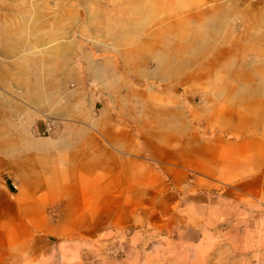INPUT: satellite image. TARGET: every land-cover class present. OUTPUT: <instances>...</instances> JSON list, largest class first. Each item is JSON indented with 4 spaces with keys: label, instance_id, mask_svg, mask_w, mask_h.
Returning <instances> with one entry per match:
<instances>
[{
    "label": "rangeland",
    "instance_id": "obj_1",
    "mask_svg": "<svg viewBox=\"0 0 264 264\" xmlns=\"http://www.w3.org/2000/svg\"><path fill=\"white\" fill-rule=\"evenodd\" d=\"M18 81L40 135L85 86L134 141L109 148L101 195L36 228L1 166L0 264H264V0H0V124H18ZM230 113L262 117L232 130Z\"/></svg>",
    "mask_w": 264,
    "mask_h": 264
},
{
    "label": "crops",
    "instance_id": "obj_2",
    "mask_svg": "<svg viewBox=\"0 0 264 264\" xmlns=\"http://www.w3.org/2000/svg\"><path fill=\"white\" fill-rule=\"evenodd\" d=\"M68 72L76 77L80 75L77 69ZM255 78L263 76L236 77ZM38 82L47 83L43 79ZM19 83L18 124H0V167L11 172L2 183L5 192L15 198L18 226L36 228L42 225L39 218L43 207L67 196L101 195L103 165L120 162L109 148L133 147L134 135L115 127L114 115L103 111L101 96L96 97L93 109L88 108L85 86L72 88L65 96L71 105L69 121L54 128L51 135H40L49 123L33 114V99L23 100V82ZM58 98H64L62 92ZM27 108L30 110H24ZM223 117L224 114L222 122ZM227 117L226 123L235 130L257 125L262 115L253 118L230 113Z\"/></svg>",
    "mask_w": 264,
    "mask_h": 264
}]
</instances>
